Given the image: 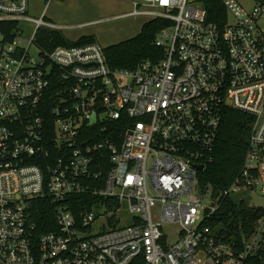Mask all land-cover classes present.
Segmentation results:
<instances>
[{
	"label": "built area",
	"instance_id": "2783aa9c",
	"mask_svg": "<svg viewBox=\"0 0 264 264\" xmlns=\"http://www.w3.org/2000/svg\"><path fill=\"white\" fill-rule=\"evenodd\" d=\"M41 1L31 19L29 0H0V24L13 25L0 31V264H264V211L240 243L210 226L227 197H264V4L221 0L218 25L196 0L133 1L130 13L91 24L162 20L163 54L111 70L96 42L40 48L39 31L76 29L46 21L52 0ZM226 109L251 126L238 176L214 197L200 174ZM73 197L93 201L75 213ZM39 199L53 206V231L38 233ZM124 207L132 223L118 228Z\"/></svg>",
	"mask_w": 264,
	"mask_h": 264
},
{
	"label": "trees",
	"instance_id": "16d2710c",
	"mask_svg": "<svg viewBox=\"0 0 264 264\" xmlns=\"http://www.w3.org/2000/svg\"><path fill=\"white\" fill-rule=\"evenodd\" d=\"M206 13V20L210 23L222 25L226 21V12L221 0H196ZM264 4V0H255ZM13 25L0 24V31H9ZM166 27L162 20L144 22L140 32L133 38L103 48L104 57L111 70H132L145 60L157 62L162 57L161 49L155 47L154 40L158 32ZM93 36H82L74 42H70L58 31L41 30L37 34V44L43 50L50 52L56 47H73L94 43ZM250 115L226 109L221 121L218 135L214 144L211 161L207 162L204 171L200 174V184L209 185L214 197L222 196L235 178L238 176L246 153L248 137L250 133ZM117 133L113 138L116 144L121 141L119 124L116 123ZM107 159V154H106ZM76 210L83 205L92 203L90 197H73L71 200ZM70 200V199H69ZM31 216L37 225L38 233L54 230L53 206L46 199L32 202ZM262 215V211L248 207L243 201L235 200L234 196L227 197L212 216L210 226L219 238L240 243L249 236L255 222Z\"/></svg>",
	"mask_w": 264,
	"mask_h": 264
},
{
	"label": "rangeland",
	"instance_id": "374dc122",
	"mask_svg": "<svg viewBox=\"0 0 264 264\" xmlns=\"http://www.w3.org/2000/svg\"><path fill=\"white\" fill-rule=\"evenodd\" d=\"M133 1L136 0H52L46 12V21L53 25L76 28L63 31V35L70 42L85 35L93 36L97 44L106 48L135 37L140 32L141 25L145 20L125 17L98 25L91 23L130 13ZM241 4L245 9L253 6L252 1H241ZM42 8L41 0H29L28 17L39 18ZM232 21L233 18L228 14L227 22L231 23ZM32 31V25L28 23L20 25V32L24 39H29ZM169 33L172 34V30ZM28 54L34 63L39 61L40 53L37 47L32 46ZM234 198L243 201L248 207L264 211V197L255 192L244 191L235 195ZM117 217L118 228L127 227L132 223V215L128 213L126 207L120 210ZM91 233H98V228L93 229Z\"/></svg>",
	"mask_w": 264,
	"mask_h": 264
},
{
	"label": "water",
	"instance_id": "95a60500",
	"mask_svg": "<svg viewBox=\"0 0 264 264\" xmlns=\"http://www.w3.org/2000/svg\"><path fill=\"white\" fill-rule=\"evenodd\" d=\"M197 170H198V171H201V170H202V167H201V166H198V167H197Z\"/></svg>",
	"mask_w": 264,
	"mask_h": 264
},
{
	"label": "crops",
	"instance_id": "0c3cea01",
	"mask_svg": "<svg viewBox=\"0 0 264 264\" xmlns=\"http://www.w3.org/2000/svg\"><path fill=\"white\" fill-rule=\"evenodd\" d=\"M61 1H63V0H61ZM49 6V5H48ZM47 9H48V7H47ZM47 12V11H46ZM86 36V35H85Z\"/></svg>",
	"mask_w": 264,
	"mask_h": 264
}]
</instances>
